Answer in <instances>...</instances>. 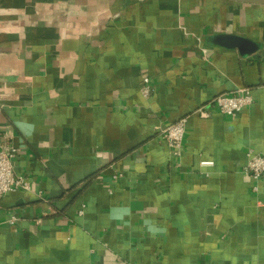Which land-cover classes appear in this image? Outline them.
Listing matches in <instances>:
<instances>
[{
	"label": "crops",
	"instance_id": "crops-1",
	"mask_svg": "<svg viewBox=\"0 0 264 264\" xmlns=\"http://www.w3.org/2000/svg\"><path fill=\"white\" fill-rule=\"evenodd\" d=\"M239 89L235 117L211 107ZM180 120L176 150L159 130ZM3 141L30 190L0 201V264H264V176L243 172L264 155V6L0 0Z\"/></svg>",
	"mask_w": 264,
	"mask_h": 264
},
{
	"label": "built area",
	"instance_id": "built-area-1",
	"mask_svg": "<svg viewBox=\"0 0 264 264\" xmlns=\"http://www.w3.org/2000/svg\"><path fill=\"white\" fill-rule=\"evenodd\" d=\"M153 86L148 77H144L141 85V94L147 98L153 93ZM253 103V98L247 89H239L230 94L216 96L211 102V107L218 110L226 117L233 118ZM202 117L208 116V111H198ZM185 120L168 124L159 130V136L171 148L178 150L185 132ZM18 149L10 142L3 141L0 144V201L10 192L29 191L28 182L20 175H17L13 167V159ZM212 162H201V166H211ZM247 180L253 183L252 191L258 190V182L264 176V155L257 154L252 150L247 152V161L243 167ZM118 176H114L116 179ZM16 221L15 215H11L9 222ZM39 222V221H38Z\"/></svg>",
	"mask_w": 264,
	"mask_h": 264
},
{
	"label": "water",
	"instance_id": "water-1",
	"mask_svg": "<svg viewBox=\"0 0 264 264\" xmlns=\"http://www.w3.org/2000/svg\"><path fill=\"white\" fill-rule=\"evenodd\" d=\"M233 2L239 3V4H245V5H252V6H264V0H231ZM228 47L236 48L239 51L249 54L253 52V46L250 44H247L246 42L242 40H230L226 44Z\"/></svg>",
	"mask_w": 264,
	"mask_h": 264
}]
</instances>
